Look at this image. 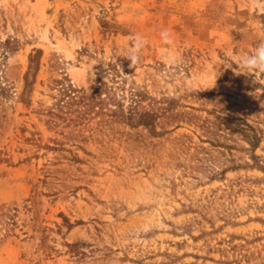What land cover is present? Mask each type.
<instances>
[{"label":"rangeland","instance_id":"obj_1","mask_svg":"<svg viewBox=\"0 0 264 264\" xmlns=\"http://www.w3.org/2000/svg\"><path fill=\"white\" fill-rule=\"evenodd\" d=\"M261 43L264 0H0V264H264Z\"/></svg>","mask_w":264,"mask_h":264},{"label":"clouds","instance_id":"obj_2","mask_svg":"<svg viewBox=\"0 0 264 264\" xmlns=\"http://www.w3.org/2000/svg\"><path fill=\"white\" fill-rule=\"evenodd\" d=\"M163 36H167L170 39V34L165 30L162 33ZM136 49L135 53H129V59L135 61L138 57V48ZM242 67L251 72H264V43H261L257 49L255 50L254 54L251 56L244 57L242 59Z\"/></svg>","mask_w":264,"mask_h":264},{"label":"trees","instance_id":"obj_3","mask_svg":"<svg viewBox=\"0 0 264 264\" xmlns=\"http://www.w3.org/2000/svg\"><path fill=\"white\" fill-rule=\"evenodd\" d=\"M61 83V82H59ZM59 92V96L61 99H64V98H68V100H73L71 98V94L73 93V90L71 89V86H68V87H65L64 88H61V90L58 91ZM61 99L58 101V104L60 103ZM137 114V113H136ZM137 120L140 121V122H143V123H149V118L148 116H146V113H140V114H137Z\"/></svg>","mask_w":264,"mask_h":264}]
</instances>
